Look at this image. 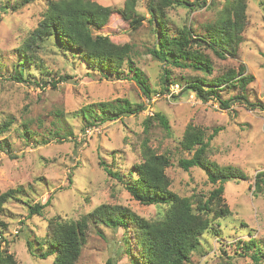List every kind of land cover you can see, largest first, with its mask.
Segmentation results:
<instances>
[{
    "label": "rangeland",
    "instance_id": "374dc122",
    "mask_svg": "<svg viewBox=\"0 0 264 264\" xmlns=\"http://www.w3.org/2000/svg\"><path fill=\"white\" fill-rule=\"evenodd\" d=\"M19 1L0 0V192L14 191V199L0 214L1 249L14 255L18 264H53L54 251L45 241L49 221L57 216L78 221L103 204L128 207L147 220L162 218L164 206H146L134 200L101 164L104 161L112 171L129 176L142 161L145 139L150 148L169 157L172 165L166 174L171 190L191 198L195 205L206 200L219 184L210 183L200 168L186 172L178 166L181 159L194 155L180 144L187 127L193 125L206 129L207 138L219 129L210 142L209 159L221 168L241 170L247 180L222 183L220 206L228 205L232 214L217 221L219 235L205 233L186 264H256L237 242L254 238L264 246V187L262 191L255 188L257 173L264 171V0H247V25L235 55L226 51V57L220 58L205 51L212 63V76L204 70L167 67L170 91L176 99L163 92L165 65L149 54L156 42L148 22L149 0L137 1L138 17L144 21L136 31L115 11L123 8L126 0L91 1L113 8L108 25L94 33L109 36L117 44H132V59L148 80L150 97L133 79L128 63L123 65L122 78L116 79L101 68H89L77 53L57 48L53 42L40 52L36 63H25L19 49L36 26L45 0L17 8ZM182 1L201 5L206 1L207 6L171 8L167 15L170 35L179 37L180 30L189 26L195 37L207 39L206 24L215 21L227 0ZM232 69L238 74L235 84L217 89L223 100L236 99L230 110L223 109L216 99L204 101L193 92L181 94L183 86L198 78L213 81ZM19 71L26 82L14 80ZM242 76L254 80L243 86ZM125 100L146 109L108 120L93 108L85 113L87 119H106L104 123L88 128L83 121L80 111L84 107ZM157 114L166 117L170 130L155 120L146 134V119ZM5 121H12L8 130L1 128ZM69 133L72 135L66 139ZM48 201L41 214L30 216V207ZM127 237L123 228L92 226L79 264H107L109 260L132 264L124 252ZM41 253L47 257H39Z\"/></svg>",
    "mask_w": 264,
    "mask_h": 264
},
{
    "label": "trees",
    "instance_id": "16d2710c",
    "mask_svg": "<svg viewBox=\"0 0 264 264\" xmlns=\"http://www.w3.org/2000/svg\"><path fill=\"white\" fill-rule=\"evenodd\" d=\"M37 1L39 0H20L17 8H25ZM137 1L126 0L123 8L115 10L124 21L130 23L134 31L138 30L144 21L143 18L138 17ZM198 3L182 0H149L148 10L151 18L148 22L156 37V42L149 50V54L165 65L162 78L163 92H171L172 81L168 66L204 70L207 76H212V63L205 51L211 50L218 57L225 58L226 51L235 55L236 46L242 41L247 25V0H227L215 21L206 24L207 39L203 36L195 37L192 27L189 26L180 30L179 37L171 36L167 23L168 11L175 7H188L194 10L196 6H207L206 1H203V5ZM113 13V8L91 0H45V8L40 13L36 26L19 49L20 55L25 63L34 64L45 46L53 42L57 48L62 47L77 53L89 68H101L102 71L115 75L116 79L122 78L123 65L128 63L130 73L134 74L133 79L138 83L143 94L150 97L148 80L132 59L134 50L132 44H117L109 36L94 33L108 25ZM241 71L242 73L245 71L243 66ZM237 75V72L232 69L227 75L216 77L217 79L214 78L213 81L198 78L183 86L181 94L193 92L204 101L216 99L223 109L230 110L231 102L236 99L223 100L217 93V89L220 86L224 87L223 90L225 87H230ZM13 78L20 83L28 80L24 78L22 71ZM240 80L243 86H248L254 77L242 76ZM172 97L177 98L174 94ZM239 99L242 100L238 98L237 101ZM96 104L95 107L87 106L80 111L88 128L96 127L104 123L106 119L118 120L124 115L139 114L146 109L144 105L135 106L127 100ZM247 105L254 108L253 105ZM93 108L101 111L106 119L100 120L95 117L88 120L85 113L89 110L93 112ZM155 120L162 128L170 130L166 117L157 114L146 119V134ZM11 125L12 121H5L1 124V128L8 130ZM218 132L219 129H216L214 135L207 138L206 129L189 125L180 143L183 150L194 155L181 159L178 166L186 172L194 167L200 168L206 173L210 183L214 186L219 184V187L213 190L206 200L201 199L197 205L191 198L180 196L171 190V180L166 170L172 163L167 155L158 154L150 148L148 139L143 142L142 161L133 167L129 176L124 177L121 173L112 171L104 161L101 162L107 174L120 181L134 200L146 206H164L165 212L162 218L147 220L128 207L103 204L78 221L54 217L49 221L45 235L47 246L52 248L55 254L53 264H79L92 226L99 225L111 229L123 228L126 231L129 237L126 238L124 252L130 256L132 264L190 262V256L200 246L205 233L211 231L214 235H219L220 224L217 221L232 214L228 205L220 206L224 194L222 180H247L245 173L241 170L235 167L221 168L209 159L210 142ZM71 135L72 133H69L66 139ZM263 187L264 171L257 173L255 177L256 190L262 191ZM13 199V190L0 192V214L4 211V206ZM49 203L50 201L45 205L30 207V216L41 214ZM237 244V246L243 245L244 254L250 256L254 263L264 264V246L257 239L251 238L247 242L238 241ZM28 247L31 251V242H28ZM39 257L45 259L47 254L41 253ZM0 264H18V262L14 255L0 247ZM107 264L114 263L109 260Z\"/></svg>",
    "mask_w": 264,
    "mask_h": 264
},
{
    "label": "water",
    "instance_id": "95a60500",
    "mask_svg": "<svg viewBox=\"0 0 264 264\" xmlns=\"http://www.w3.org/2000/svg\"><path fill=\"white\" fill-rule=\"evenodd\" d=\"M226 181H227V179H223V180H222V183H225Z\"/></svg>",
    "mask_w": 264,
    "mask_h": 264
},
{
    "label": "built area",
    "instance_id": "2783aa9c",
    "mask_svg": "<svg viewBox=\"0 0 264 264\" xmlns=\"http://www.w3.org/2000/svg\"><path fill=\"white\" fill-rule=\"evenodd\" d=\"M169 94H170V95H172V94H174V92H173V91H171Z\"/></svg>",
    "mask_w": 264,
    "mask_h": 264
}]
</instances>
